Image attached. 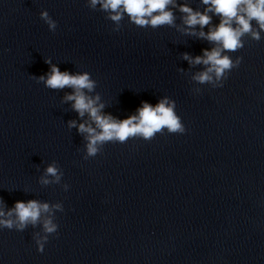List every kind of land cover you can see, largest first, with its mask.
Masks as SVG:
<instances>
[{"label": "clouds", "instance_id": "9594fccd", "mask_svg": "<svg viewBox=\"0 0 264 264\" xmlns=\"http://www.w3.org/2000/svg\"><path fill=\"white\" fill-rule=\"evenodd\" d=\"M207 7L203 12L194 11L187 4L179 5V11L186 26L182 31L186 35L196 36L208 41L213 47L204 49L202 55L195 57L188 53L183 59L190 65H203L204 70L192 75L191 79L198 85H210L212 88L223 87L229 74L242 63L243 57L237 56L235 60L225 53L237 52L244 47V37L249 36L259 42L264 32V0H201ZM176 7L175 0H87V7L106 13V19L113 22V31H120L125 16L129 22L141 27L175 26L174 13L169 6ZM219 17V23L212 25L213 15ZM49 31L55 33L57 22L49 15L47 10L40 12ZM255 22V26L253 24ZM199 26L200 31H196ZM208 27V31L203 29ZM44 62L50 70L40 76H32L37 83L54 91L71 89L64 94L61 103L71 102L72 110L78 114L82 122L69 120V129L75 128L83 136L84 160L102 154L103 146L111 143H126L129 139L142 138L150 141L165 130L169 134H184L186 128L181 117L176 113V102L165 96L158 103L152 105L142 101L136 109V114L124 119H118L103 109L105 103L101 102V95L95 92L97 81L92 79L87 71L75 74L61 71L51 58ZM182 71V70H181ZM195 94L201 92L200 88L192 90ZM95 93V94H93ZM87 116V119L85 117ZM64 173L56 161L47 165L39 183L44 186L61 184ZM51 177V179H49ZM69 185L64 183L62 188L68 191ZM62 202L49 203L39 200L27 202L17 201L8 208L0 198V228L24 231L29 225L33 228L40 225L41 230L33 233V239L40 253L44 252L45 244L50 235L58 233L59 225L55 222L56 213L63 212Z\"/></svg>", "mask_w": 264, "mask_h": 264}]
</instances>
